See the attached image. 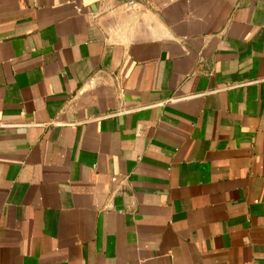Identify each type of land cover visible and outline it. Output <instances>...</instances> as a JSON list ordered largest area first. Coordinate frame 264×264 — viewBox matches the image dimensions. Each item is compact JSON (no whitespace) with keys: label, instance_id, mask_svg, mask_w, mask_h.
Wrapping results in <instances>:
<instances>
[{"label":"crops","instance_id":"crops-1","mask_svg":"<svg viewBox=\"0 0 264 264\" xmlns=\"http://www.w3.org/2000/svg\"><path fill=\"white\" fill-rule=\"evenodd\" d=\"M0 264H264V0H0Z\"/></svg>","mask_w":264,"mask_h":264}]
</instances>
